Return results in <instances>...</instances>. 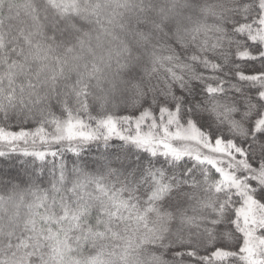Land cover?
Returning <instances> with one entry per match:
<instances>
[{"label":"snow or ice","instance_id":"snow-or-ice-1","mask_svg":"<svg viewBox=\"0 0 264 264\" xmlns=\"http://www.w3.org/2000/svg\"><path fill=\"white\" fill-rule=\"evenodd\" d=\"M0 264H264V0H0Z\"/></svg>","mask_w":264,"mask_h":264},{"label":"trees","instance_id":"trees-1","mask_svg":"<svg viewBox=\"0 0 264 264\" xmlns=\"http://www.w3.org/2000/svg\"><path fill=\"white\" fill-rule=\"evenodd\" d=\"M130 2H136V0H130ZM154 2H157V3H162L163 0H154ZM113 12H116V13H124L125 15V18H127L130 13L128 11H126L125 9L123 8H115L111 3L109 4V7H107L105 9V15H111Z\"/></svg>","mask_w":264,"mask_h":264}]
</instances>
